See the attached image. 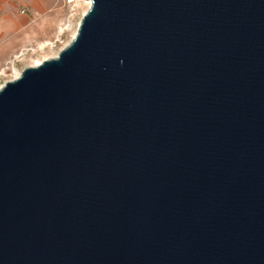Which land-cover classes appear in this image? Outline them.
I'll list each match as a JSON object with an SVG mask.
<instances>
[{"label": "water", "instance_id": "1", "mask_svg": "<svg viewBox=\"0 0 264 264\" xmlns=\"http://www.w3.org/2000/svg\"><path fill=\"white\" fill-rule=\"evenodd\" d=\"M0 88V264H264V0H90Z\"/></svg>", "mask_w": 264, "mask_h": 264}, {"label": "rangeland", "instance_id": "2", "mask_svg": "<svg viewBox=\"0 0 264 264\" xmlns=\"http://www.w3.org/2000/svg\"><path fill=\"white\" fill-rule=\"evenodd\" d=\"M15 1L21 14H30L31 25L0 36V88L36 62L57 57L73 41L91 7L87 0H36L34 10L25 0Z\"/></svg>", "mask_w": 264, "mask_h": 264}, {"label": "crops", "instance_id": "3", "mask_svg": "<svg viewBox=\"0 0 264 264\" xmlns=\"http://www.w3.org/2000/svg\"><path fill=\"white\" fill-rule=\"evenodd\" d=\"M25 1L35 10L36 0ZM19 7L15 0H0V36H11L17 30L30 28L32 17L30 14H21Z\"/></svg>", "mask_w": 264, "mask_h": 264}, {"label": "bare ground", "instance_id": "4", "mask_svg": "<svg viewBox=\"0 0 264 264\" xmlns=\"http://www.w3.org/2000/svg\"><path fill=\"white\" fill-rule=\"evenodd\" d=\"M87 3L88 4H91V1L90 0H87ZM41 62H36L34 65H38V64H40Z\"/></svg>", "mask_w": 264, "mask_h": 264}, {"label": "built area", "instance_id": "5", "mask_svg": "<svg viewBox=\"0 0 264 264\" xmlns=\"http://www.w3.org/2000/svg\"><path fill=\"white\" fill-rule=\"evenodd\" d=\"M69 2H74V0H68Z\"/></svg>", "mask_w": 264, "mask_h": 264}]
</instances>
